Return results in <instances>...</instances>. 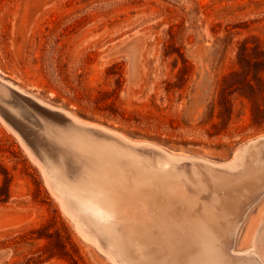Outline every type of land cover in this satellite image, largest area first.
I'll use <instances>...</instances> for the list:
<instances>
[{"label":"rangeland","instance_id":"1","mask_svg":"<svg viewBox=\"0 0 264 264\" xmlns=\"http://www.w3.org/2000/svg\"><path fill=\"white\" fill-rule=\"evenodd\" d=\"M259 61L264 0H0L3 82L203 170L264 136V118L240 94ZM254 102L263 108L264 95ZM1 116L0 264H114L79 232L45 162ZM255 159L246 154L245 172L210 190L231 205L234 254L253 250L264 263V158Z\"/></svg>","mask_w":264,"mask_h":264},{"label":"bare ground","instance_id":"2","mask_svg":"<svg viewBox=\"0 0 264 264\" xmlns=\"http://www.w3.org/2000/svg\"><path fill=\"white\" fill-rule=\"evenodd\" d=\"M9 98L12 92L0 84L1 117L45 162L52 187L79 232L114 264H180L171 257L181 251L188 255L185 264H264L253 250L234 254L230 238L237 228L231 205L210 190L212 183L226 184L221 177L242 175L246 154L262 165L264 150L250 145L264 136L240 148L227 165L214 169L203 163V170L187 155L136 148L139 142L122 135L119 140L76 135L25 102L4 104ZM62 112L74 123L89 125ZM35 153L30 154L36 159Z\"/></svg>","mask_w":264,"mask_h":264},{"label":"water","instance_id":"3","mask_svg":"<svg viewBox=\"0 0 264 264\" xmlns=\"http://www.w3.org/2000/svg\"><path fill=\"white\" fill-rule=\"evenodd\" d=\"M0 84L2 87L6 88L8 91L12 92L14 98H9L8 100H4V104H11V103H17L19 101L25 102L27 105H30L38 113L43 115L44 117H48L50 119H53L57 122H61L64 125H66L68 128H71L70 130L76 133V135L82 134L83 136L91 137V138H98V139H118L120 133L116 132L115 130H112L110 128H107L105 126L98 125L96 123H92L89 121L82 120L83 122L89 124V125H82V124H77L74 123V121H71L63 112L62 110L55 109L53 107H50L48 105H45L42 103L40 104L39 101L33 99L32 97H23L21 96L17 90H15L13 87L11 88L10 85L6 84L0 79ZM14 91V92H13ZM15 99V100H14ZM45 105V106H44ZM123 136V135H122ZM133 141V140H132ZM139 142L140 146H136V148H141V149H147L154 151L156 148L158 149H163L158 146H154L148 142H142V141H135ZM135 147V146H134ZM254 148H262L264 150V139L258 141L254 145H250V149ZM167 152V151H166Z\"/></svg>","mask_w":264,"mask_h":264},{"label":"trees","instance_id":"4","mask_svg":"<svg viewBox=\"0 0 264 264\" xmlns=\"http://www.w3.org/2000/svg\"><path fill=\"white\" fill-rule=\"evenodd\" d=\"M240 65L242 68H245L244 65L240 62ZM255 68H254V75L253 78L251 79L249 77V73L246 75L247 77L245 78L246 81V86L248 88V91H241V96L243 98H247L251 103H252V111L254 114L255 119H257L258 117H256V115H260L262 116L261 118H264V107L262 108L261 105L257 104L254 102V98L260 93L261 95H264V61H259L256 62L255 64ZM233 76H240L241 74L235 72L234 74H232ZM252 80H256L258 81V85L255 86L252 83ZM227 108V107H225ZM229 110L230 108H227L226 111ZM256 114V115H255ZM260 118V117H259Z\"/></svg>","mask_w":264,"mask_h":264}]
</instances>
